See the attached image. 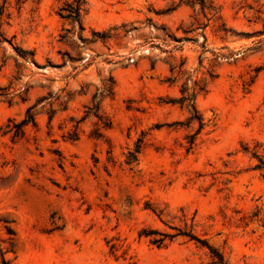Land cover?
Returning <instances> with one entry per match:
<instances>
[{
	"label": "rangeland",
	"instance_id": "374dc122",
	"mask_svg": "<svg viewBox=\"0 0 264 264\" xmlns=\"http://www.w3.org/2000/svg\"><path fill=\"white\" fill-rule=\"evenodd\" d=\"M2 260L264 264V0H0Z\"/></svg>",
	"mask_w": 264,
	"mask_h": 264
},
{
	"label": "trees",
	"instance_id": "16d2710c",
	"mask_svg": "<svg viewBox=\"0 0 264 264\" xmlns=\"http://www.w3.org/2000/svg\"><path fill=\"white\" fill-rule=\"evenodd\" d=\"M31 122H33L32 118H31ZM27 123H28L27 121H23L19 126L20 127L25 126V125H27ZM2 264H7V263L4 260H2Z\"/></svg>",
	"mask_w": 264,
	"mask_h": 264
}]
</instances>
